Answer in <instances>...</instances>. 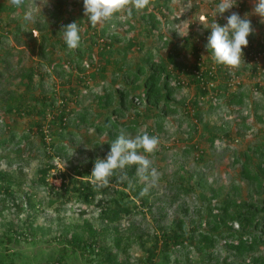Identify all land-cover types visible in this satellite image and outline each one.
Wrapping results in <instances>:
<instances>
[{"label":"rangeland","instance_id":"374dc122","mask_svg":"<svg viewBox=\"0 0 264 264\" xmlns=\"http://www.w3.org/2000/svg\"><path fill=\"white\" fill-rule=\"evenodd\" d=\"M56 2L25 0L21 7L15 8L10 0H0V4L6 7L0 11L5 33L0 40V137L5 131V123L12 124L14 131L21 134L29 128H35L40 119L37 113L26 114L19 117L14 125L13 117L6 115L4 111L5 106L7 108L8 103L13 101V97L23 98L31 105L44 95L50 98L55 95L58 103L64 99V95L72 97L73 99L68 100L71 109L68 127L63 135L54 134V141L64 148L60 149V153L53 151L56 156L53 162L62 171L68 170L66 179L70 185L76 182L80 186L79 180L84 182L91 177H73V170L80 166L84 170L89 168L92 172L95 161L106 159L104 154L110 151L111 142L117 138L108 145V132H101L96 127L97 124L104 123L106 114L112 112V106L106 108L100 105L97 95L106 92L107 88H115L116 83H122L123 74L115 75V66L110 63L103 77H91L88 86L84 82H78V55L67 47L61 31L63 25L57 24L51 15ZM219 3L220 0H170L161 11L151 4L148 11L157 14L160 25L150 34V23L141 19L142 11L133 9L131 16L126 12L119 13L110 24L107 22L93 28L85 16L83 0H64L63 18L70 23L77 22L82 29L85 64L92 62L88 57L90 53L93 54V60L101 57L98 54L101 45L93 42V35L98 38L102 30L107 28L105 36L117 34L121 38L116 47L123 48L130 39L134 40L136 45L125 48L130 66L142 62V56L148 49L153 50L158 60L174 53L178 66L169 63L170 68L175 74L185 68V72L180 74L185 84L176 88L172 106L177 111L166 114L161 130H157V116L153 115L156 110L145 99L136 102L138 99L133 98L135 106L126 108L118 117L111 115L121 123L120 129L130 124L138 125L125 129L132 137L153 132V135H149L159 138L158 150L154 154L140 150L148 156L159 173V180L154 186L150 182L146 184L137 176L136 181H130L129 187H122L117 182L108 193L99 191L96 196H90L88 201L78 192L66 201V198L62 200L59 194L53 193L46 185L36 184L39 169L47 162L39 136L31 137L32 145L27 146L23 141L20 143L23 148L22 155L16 154L12 149L0 150L4 156L1 168L12 175L8 180H0L1 185L9 187L11 192L8 195L5 192L0 193V197L6 198V204L0 200V249L3 252L25 254L26 257L34 258L35 251L41 248L45 250V254H49L60 246L55 237L64 227L73 225L76 227L74 229L81 230L77 224L81 226L85 221L94 226L99 225L101 207L104 201L116 195L114 188H125L129 201H132L138 199L137 192L142 193L147 187L145 197L153 204L152 210L145 207L143 211H137V214L118 222L126 238L123 245L128 244L130 261L135 264L147 254L154 235L160 233L161 228H169L177 216L184 218L187 229L192 225L198 226L201 218L208 212L210 202L206 198L211 197L212 189L221 190V194L212 204L225 199L228 193L240 199L249 198L251 194L258 197L253 186L241 176L242 161L236 162L235 158H242L246 151L253 153V148L264 142V22L253 12L255 0H237L231 10L215 17L212 13ZM29 9L35 13L34 23L23 20L24 13ZM232 12L239 13L242 18L247 15L254 29L248 37L249 45L244 48L245 61L235 69L214 62L205 47L211 29L201 23L203 21L211 25L216 19L221 26L226 25L227 17ZM17 30L18 35L15 34ZM43 34L49 37L45 53L41 49ZM137 42L144 43L143 50L139 49ZM116 56L122 57L123 52H117ZM199 62L202 68L217 66L216 87L207 95L199 92L189 75ZM86 65L89 74L95 64ZM28 69L35 72L30 88H27L23 77ZM174 82L171 79L172 86H175ZM76 84H79L77 89L80 90L78 97L70 92ZM240 93H244L243 103L230 102L232 96ZM74 97L78 101H74ZM195 98H198L199 110L193 108L192 101ZM211 105L215 107L212 110ZM36 106L42 109L40 103ZM85 108L89 109L88 120L77 125L78 112ZM197 114H200L202 122H196ZM195 122L198 125L196 130L193 127ZM210 129L218 134L214 143L207 140ZM196 144L199 145L198 149L193 148L191 152H186V148H192ZM10 158L16 160L13 165L9 163ZM259 162L260 157L252 154V168H256ZM59 169L54 170L50 176V180L58 188L63 181ZM201 177L204 184L198 185ZM237 188L241 193H235ZM30 189L35 191L34 202L37 206L32 210L25 200V194ZM17 199L24 200L26 210L19 212L14 205ZM183 208L188 210L186 215L183 214ZM13 227L25 232L32 230L34 236L31 235L32 238L21 242L9 241L5 233L8 230L12 233ZM202 228L207 230L206 227ZM105 241L107 245L114 246L113 238L107 237ZM222 246L223 244H218V248ZM176 254L178 253L174 256ZM222 255H227V251L222 249ZM19 262L17 257L15 264Z\"/></svg>","mask_w":264,"mask_h":264},{"label":"trees","instance_id":"16d2710c","mask_svg":"<svg viewBox=\"0 0 264 264\" xmlns=\"http://www.w3.org/2000/svg\"><path fill=\"white\" fill-rule=\"evenodd\" d=\"M56 1L55 10L51 15L57 24L63 25V29L70 21L63 18L64 0ZM169 1L153 0L152 4L161 11ZM3 8L6 7L0 4V11ZM141 19L150 23V28L148 29L150 34L153 29H157L160 25L157 14L153 11H148V8L142 11ZM1 22L2 20L0 19V40L5 34ZM106 32L107 28H104L100 37L96 38L93 35V42L101 45L98 51L101 57L93 60V54L90 53L88 55L92 62H87L86 64H95L94 69L89 74L86 70L88 66L83 62L85 59L82 46L76 50H72V53L76 52V55H78V82H84L87 86L91 77L94 78L99 75L103 77L110 63H113L115 66V75L123 74L122 83H116L115 88H107L106 92L97 95L102 107L109 108L112 106V112L111 114H106L104 123L96 125L99 131L108 132L109 140L107 144L109 145L118 136L121 124L115 118H112L111 115L114 114L118 117V115L125 112L126 108L135 106L133 98L138 99L135 100L136 102L145 99L156 110L153 115L157 116V130L163 128L162 122L166 114L177 111L176 108H173L172 101L176 88L185 84L183 76H180L181 73L185 72V68H182L178 74H175V71L171 70L169 64L173 63L174 66H178L175 54L169 53L167 58L161 57L158 60L151 49H148L142 56V62L135 63V66H130L125 48L126 46L129 48L132 45H136L134 44V40L130 39L123 49L115 46L118 41H121V38L117 34L105 36ZM6 33L8 34L9 32L7 31ZM15 34L18 35L19 30ZM48 41L49 37L43 34L41 41L43 53L46 52ZM137 43H139V49L143 50L145 47L144 43ZM121 51L123 52V56L117 57V52ZM198 67V64H196L195 68ZM34 75L35 72L32 69H28L23 74L27 88H30L33 84ZM189 75L191 81L195 82L201 94L207 95L215 89V87L209 88L200 84L201 80L197 78L193 71H190ZM171 79L175 80V86H172ZM78 85L76 84V86L70 89L71 94L77 97L78 92H80L77 89ZM131 96H133L132 99ZM77 97H74V101H78ZM198 98L192 101L194 110H199ZM12 99L13 101L8 103L7 108L5 106L4 111L6 115L13 117L14 125L17 124L19 117L26 114L32 115L37 113L40 119L36 122L35 128H29L21 134L14 131L12 124L5 123V131L0 137V150L12 149L16 154L22 155L23 148L20 146V143L23 141L27 146L29 144L32 145L33 141H31V137L34 135L39 136L47 162L39 169L36 184L46 185L53 193L59 194L62 200L66 198V201H68L78 192L85 201H88L90 196H96V193L99 191L108 193L112 190L114 183L118 182L119 185L121 184L122 187L126 188L130 186V181L137 180L136 167L131 166L125 169L127 179L118 181L113 177L108 187L94 188L90 182L91 178H88L84 182L83 180H79L81 181L80 186L75 184L76 182L70 185V182L66 179L68 170L66 172L62 171L53 162L56 158L53 151L60 153V149L64 148V146H60V143L54 141V134L60 136L65 133L71 114L68 100L73 98L64 95V99L58 103L55 95L51 98L44 95L42 98H37L35 104L32 105L27 104L23 98L13 97ZM243 101L244 93L232 96L230 99V102L238 104L243 103ZM38 103L42 105V109L37 108L36 104ZM214 108L211 105L210 109ZM88 113V108L82 111L79 110L77 125L87 122ZM187 113L189 114L190 110ZM196 122H202L200 114H197ZM196 122L193 124L195 130L198 126ZM137 126V124H130L126 125L124 129H132ZM209 131L210 134L207 140L214 143L218 134L213 129ZM149 134L153 135V132ZM193 148L198 149L199 145L196 144L192 148H186L185 150L186 152H191ZM107 154L104 155L107 157ZM252 154L260 157V162L256 168H252L251 165ZM3 159L4 156L0 152V180H8L12 175L8 170L5 171L1 168V161ZM9 161L10 165H13V162L16 160L10 158ZM235 161H242L241 176L253 186L258 197H254L251 194L249 198L240 199L238 196L237 198L228 193L225 199L212 204V201L221 194L220 189H212L211 197L206 198L210 202L208 212L201 218L198 226L192 225L187 229L184 218L177 216L169 228H161V232L154 235L147 254L135 264H264V142L256 145L253 148V153L246 151L242 158L240 156L236 157ZM57 169H59L63 179L59 188L50 180L53 171ZM73 171V177L76 175L75 177H79V179L91 174L89 168L84 170L80 166L76 167ZM76 179L74 178V180ZM197 183L198 185L204 184L203 177ZM125 188H114L116 195L104 201L99 213L98 226H94L89 221H85L81 226L77 224L81 230L74 229L76 227L73 225V227L66 226L55 237V240L60 242V246L54 248L49 254H45V250L39 248L35 251L34 255L36 256L34 258L26 257L25 254H10L9 251L3 252L0 249V264H15L17 257H19L20 261L18 264H134L130 261L128 244L123 245L126 238L123 234V228H121L118 222L123 218L137 214V211H143L145 207L152 210L153 204L149 203L146 200L147 197L142 195L141 192H137V200L129 201V194ZM191 188L193 186L188 188V190ZM3 192L7 195L11 193L10 188L3 187L0 182V193ZM235 193H241L240 189L237 188ZM34 196L35 191L33 189H30L25 194L26 204H28L30 210L37 207L34 202ZM0 200L6 204V198L1 196ZM14 205L18 208L19 212L27 209L24 208L25 203L23 199L15 200ZM183 210V214L186 215L188 210L186 208H183ZM199 214L201 215V209H199ZM30 216L29 212L28 217ZM202 227H206L207 230ZM5 235H7L9 241L21 242L24 239L32 238L31 235L34 236V231L25 232L13 227L12 233L11 230H8ZM107 237L113 238L114 246L107 245L105 241ZM220 243L223 246L218 248V244ZM5 249L7 250V247ZM222 249L227 251V255H222ZM176 252L178 254L174 256Z\"/></svg>","mask_w":264,"mask_h":264},{"label":"clouds","instance_id":"9594fccd","mask_svg":"<svg viewBox=\"0 0 264 264\" xmlns=\"http://www.w3.org/2000/svg\"><path fill=\"white\" fill-rule=\"evenodd\" d=\"M11 5L19 8L25 0H10ZM153 0H83L84 13L90 25L95 28L110 22L119 13H127L131 16L133 9L141 12L151 6ZM237 4V0H220L212 13L215 17L229 11ZM254 14L261 17L264 22V0H255ZM25 22L36 21L33 10L29 9L24 13ZM204 27L211 29L205 47L212 55L214 62L224 65L229 69L239 68L244 60V48L249 45V35L254 32L252 22L247 15L242 18L239 13L232 12L227 17V24L221 26L216 19L211 25L201 22ZM63 39L71 50L82 46V29L77 22L70 23L63 27ZM35 35V33L33 32ZM181 35V34H180ZM159 138L150 136L147 132L132 137L125 129H120L117 138L111 142L110 151L106 159H97L90 174L91 184L94 188L100 189L110 186L113 177L118 181L127 179L125 169L135 166L137 176L141 181L155 185L159 180V173L153 166L147 155L154 154L158 150ZM146 187L142 195H146Z\"/></svg>","mask_w":264,"mask_h":264},{"label":"built area","instance_id":"2783aa9c","mask_svg":"<svg viewBox=\"0 0 264 264\" xmlns=\"http://www.w3.org/2000/svg\"><path fill=\"white\" fill-rule=\"evenodd\" d=\"M262 48L264 51V46ZM198 66H199L198 68H194L192 71L197 76V78L201 80L200 84H202L204 87H209V88L216 87L215 78L217 74V66L212 65L209 66L208 68H202L200 62Z\"/></svg>","mask_w":264,"mask_h":264}]
</instances>
